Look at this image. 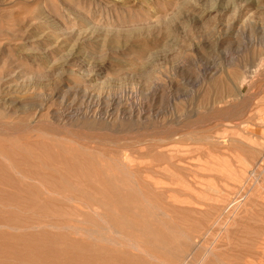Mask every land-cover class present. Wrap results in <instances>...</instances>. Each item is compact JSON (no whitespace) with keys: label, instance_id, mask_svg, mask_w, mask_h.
<instances>
[{"label":"rangeland","instance_id":"374dc122","mask_svg":"<svg viewBox=\"0 0 264 264\" xmlns=\"http://www.w3.org/2000/svg\"><path fill=\"white\" fill-rule=\"evenodd\" d=\"M36 145L74 153L77 168L119 160L122 193L149 192L163 221L210 215L174 260L122 233L128 259L264 264L245 236L264 227V0H0V162L15 176L51 170Z\"/></svg>","mask_w":264,"mask_h":264},{"label":"bare ground","instance_id":"6f19581e","mask_svg":"<svg viewBox=\"0 0 264 264\" xmlns=\"http://www.w3.org/2000/svg\"><path fill=\"white\" fill-rule=\"evenodd\" d=\"M35 149L41 151V156L53 165L51 170L25 171L15 176L0 162V201L17 208V211L0 212V264H115L117 262L144 264V260L128 259L125 252L117 251L116 246H121L125 240L121 236L122 233L129 237L125 241L128 247L137 249L142 245L153 253H163L165 260H174L183 254L190 240L198 244L201 236H192L191 232L202 226L210 215L205 211L204 213L198 211L200 215H197V221L185 225V228H182V225L186 221L180 223L172 219L166 222L157 218L154 212L157 207L145 204L146 197L151 199L149 192L146 191L145 195L137 192L127 195L122 193L120 180L126 175L123 169L126 170L128 166L121 165L122 169L117 164L119 160L115 161L116 157L114 159L111 157L115 163L108 166L95 165L90 160L84 159L85 162L77 168V164L67 157L68 154L74 153L47 145H36ZM120 158L122 162L129 164L131 162L124 153H121ZM263 160L264 153L261 158V161ZM31 176L38 178L42 187L34 184L23 185L24 178L30 179ZM154 201L158 206L157 198H154ZM233 205L230 201L221 205L217 211L214 209L216 214L211 216H214V219H210L211 222L207 221L211 223L210 226L212 228L220 226L221 224L217 222L218 217L229 213ZM80 209L85 212L92 211L93 216L87 214L90 211L85 213L78 211ZM19 210H26L32 214L22 215ZM125 215H129L128 218L124 219ZM103 224H109L113 230H117L116 233L111 235V230L106 229L107 232H103L104 227L103 229L101 227ZM249 231L245 234L249 237L248 241L251 236H258L255 239H259L257 244L263 252L262 223ZM85 235L93 239L92 243L84 241L83 238H75ZM128 239L133 240L135 244ZM246 245L248 244H243L244 255L249 257L250 247ZM111 261L113 263H109ZM250 262L253 263L251 260ZM222 263L221 261L219 264Z\"/></svg>","mask_w":264,"mask_h":264}]
</instances>
